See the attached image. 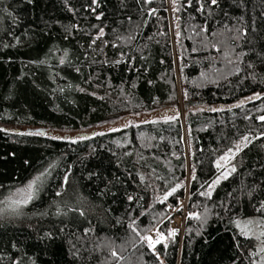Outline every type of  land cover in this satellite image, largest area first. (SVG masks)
<instances>
[{
	"label": "trees",
	"instance_id": "trees-1",
	"mask_svg": "<svg viewBox=\"0 0 264 264\" xmlns=\"http://www.w3.org/2000/svg\"><path fill=\"white\" fill-rule=\"evenodd\" d=\"M157 106L176 119L76 138L22 128L74 129ZM260 116L264 0H0V264H261L264 237L234 223L264 220ZM185 130L190 213L172 234ZM238 142L230 174L211 186ZM38 176L14 212L7 197ZM156 226L165 239L153 248L144 237Z\"/></svg>",
	"mask_w": 264,
	"mask_h": 264
},
{
	"label": "rangeland",
	"instance_id": "rangeland-1",
	"mask_svg": "<svg viewBox=\"0 0 264 264\" xmlns=\"http://www.w3.org/2000/svg\"><path fill=\"white\" fill-rule=\"evenodd\" d=\"M171 6H172V4H171ZM170 16H171V26H172L173 39L175 40L176 39V33H177V23H176L175 16L172 14L171 9H170ZM176 57H177V54H176ZM176 68H177V81H178V87H179V99L181 100L183 88H182L181 82H180V75H179L177 61H176ZM182 107H183V104L180 101L181 114L183 113ZM172 116H173V113L171 112V110L167 106H157V107H153L150 109H143V110H141L139 112H135V113L125 112V113H121V114L116 115V116H110L109 118L102 120L100 122L93 123V124L83 126L80 128H74V129L73 128H56V127H51V126H37V125L22 126V128L26 129V130H30V131H35V132H47V133L54 134V135H61V136L75 137L76 138V137H81L83 135L102 132L105 130L117 128V127L124 126V125L137 124V123H141V122H145V121H149V120H155V119L172 117ZM184 129H185V126H184ZM184 143H185V148H186L187 165H188V178H187V182H186L187 188H186L185 195L183 197L179 198V204L177 206H168L169 215L171 217L170 222H169V231L172 234L176 233V231L172 230V228H171V223L174 220V215L180 214L179 212L180 211L182 212L184 210V208H186V216L184 219V229H185L186 219L190 213L189 207H188V201L186 202V200H187L186 197H188V200H189L190 192H189L188 184H189L190 177L192 175V172L190 170L191 147H190V143L187 139L186 130L184 132ZM241 144H242V142H238L235 144V146L231 149L232 155L236 151L237 145H239V147H240ZM227 154H229V151L226 152L224 155H227ZM229 171H230V167L228 164H226L225 167L222 168L220 173L211 181L210 185L215 186L217 183L213 184V182L216 181L218 178L220 181L223 177H225L229 173ZM33 180L34 179H31L30 181H28L24 185L15 189L11 194H9V196L6 199L7 206L10 202V199L15 200V199L19 198L18 190L26 188L28 183L33 181ZM247 221L259 222V221H261L260 216L259 215H252V216H248V217H237L234 221L235 225L237 226V228L242 233H243V229L250 228L253 232L256 233L255 237L258 236L260 231L262 230V228H264L263 225L253 224V225H247L246 226L245 222H247ZM184 229H183V231L180 232V234H182L184 232ZM153 234H157L158 238L157 237L156 238L161 239V241L165 239V235L163 233V230L159 226L154 227L151 231H149L146 234L145 237H152ZM160 234H163V238H161ZM147 242L150 244L149 241H147ZM260 247H261V242L259 243L258 251L260 250ZM259 254H260L259 255V262L261 263V257H264V253H260V251H259Z\"/></svg>",
	"mask_w": 264,
	"mask_h": 264
},
{
	"label": "snow or ice",
	"instance_id": "snow-or-ice-1",
	"mask_svg": "<svg viewBox=\"0 0 264 264\" xmlns=\"http://www.w3.org/2000/svg\"><path fill=\"white\" fill-rule=\"evenodd\" d=\"M147 2H151V0H147ZM217 3V0H211V4H216ZM203 9V5L201 4V10ZM239 31V30H238ZM256 98H259V94H257ZM251 99V98H250ZM215 111V109H213ZM165 119L167 120H174L176 119V117H166ZM259 119L261 121H264V116H260ZM248 137H244L243 138V142H247L248 141ZM237 151L240 150L239 148V145H237ZM232 154H231V151H229V154L227 155H224L222 157H220V160L217 161V168H222V167H225L226 164L230 163L231 159H232ZM231 171H235V168L232 167L231 168ZM230 174V173H228ZM41 176H38L36 177L33 181L29 182L28 185L26 186V188L24 189H19L18 190V195H19V198L18 199H15V200H11L10 199V202L8 204V207L11 208L14 212H16L20 206L22 205H26L27 203H29L33 198H34V190H35V185L41 180ZM226 178V176H225ZM216 183H219V178L213 182V184H216ZM176 189L174 188L172 190V192H175ZM172 192H169L167 195H172ZM204 195H210L211 192H206V193H203ZM167 195L164 197V199H167ZM262 208H264V205H262ZM4 211V209L0 208V213H2ZM246 223V226L247 225H253V224H259V225H264V220L262 221H259V222H256V221H247L245 222ZM243 234L245 236H255L256 233L253 232L250 228H246V229H243ZM161 235V238H163V234H160ZM261 237H264V228H262V230L260 231L259 235L256 236V238L258 240H260ZM145 240L149 241L151 246L154 248L156 244L160 243L161 242V239H156L155 241L152 240L151 237H144ZM260 253H264V240H261V247H260ZM113 256H116V253L113 252L112 253ZM258 253H253V255H257ZM261 264H264V257H261Z\"/></svg>",
	"mask_w": 264,
	"mask_h": 264
},
{
	"label": "built area",
	"instance_id": "built-area-1",
	"mask_svg": "<svg viewBox=\"0 0 264 264\" xmlns=\"http://www.w3.org/2000/svg\"><path fill=\"white\" fill-rule=\"evenodd\" d=\"M186 202L188 201V197H186ZM180 214H175L174 215V220L171 223V228L172 230H175L176 232H181L184 229V219L186 216V208H184V210L181 212H179Z\"/></svg>",
	"mask_w": 264,
	"mask_h": 264
},
{
	"label": "bare ground",
	"instance_id": "bare-ground-1",
	"mask_svg": "<svg viewBox=\"0 0 264 264\" xmlns=\"http://www.w3.org/2000/svg\"><path fill=\"white\" fill-rule=\"evenodd\" d=\"M156 237L158 238L157 234H153L151 238L153 241H155L157 239Z\"/></svg>",
	"mask_w": 264,
	"mask_h": 264
}]
</instances>
